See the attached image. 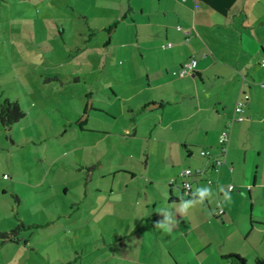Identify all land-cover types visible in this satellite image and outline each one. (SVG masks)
<instances>
[{"label": "rangeland", "instance_id": "374dc122", "mask_svg": "<svg viewBox=\"0 0 264 264\" xmlns=\"http://www.w3.org/2000/svg\"><path fill=\"white\" fill-rule=\"evenodd\" d=\"M131 3L0 0V109L24 113L0 119V264L162 263L154 203L189 165L175 141L200 127L134 109L147 80ZM254 206L264 218V191Z\"/></svg>", "mask_w": 264, "mask_h": 264}, {"label": "crops", "instance_id": "0c3cea01", "mask_svg": "<svg viewBox=\"0 0 264 264\" xmlns=\"http://www.w3.org/2000/svg\"><path fill=\"white\" fill-rule=\"evenodd\" d=\"M132 3L141 17L133 20L136 39L130 46L141 55L147 80L138 90L147 89L139 103L142 107L134 109L155 113L159 123L189 119L197 120L200 127L195 138L175 141L190 156L182 170H203L189 178L196 194L184 193L180 170L169 181V194L159 191L166 203L159 202L160 207L157 200L154 203L155 221L166 222L172 229L161 228L159 234L164 243L161 264H238L226 257L230 253L243 256L246 264H257L264 257V218L254 214V204L264 191V0ZM190 58L195 60L193 71L180 75L181 65ZM245 93L249 98L244 118L236 120L235 104L244 100ZM224 129L229 132L226 162L215 168L214 158L222 156L218 138ZM252 131L257 134L255 141L240 137ZM202 149H210L212 155H201ZM231 183L234 188L229 190ZM203 189L209 194L201 201ZM218 201H222V215L216 214ZM185 202L190 207L182 213ZM129 262L140 264L141 260L131 255Z\"/></svg>", "mask_w": 264, "mask_h": 264}, {"label": "built area", "instance_id": "2783aa9c", "mask_svg": "<svg viewBox=\"0 0 264 264\" xmlns=\"http://www.w3.org/2000/svg\"><path fill=\"white\" fill-rule=\"evenodd\" d=\"M179 29H181V26H178ZM171 43H169L170 45ZM194 58H190L189 60H187L186 62H184L179 70L180 75H185L188 73H191L194 69ZM262 64H264V61L262 62ZM245 98L243 99H239L236 101L235 104V112H236V116L234 117V119L236 120H242L244 118V110H245V99L249 98V94L245 93ZM228 139H229V132L227 129H224L220 132L219 134V138H218V143H219V147L221 149L222 152V156L221 157H216L213 160V166L215 168H217L219 165L223 164L224 162H226V158H225V153L227 150V145H228ZM200 154L203 156H211L212 152L210 149H202L200 151ZM203 172L202 169H196L193 170L192 168H185L180 172V180H181V186L183 188V191L186 195L191 196L196 194L195 191L193 190L192 187V182L190 181V177L194 176V175H200ZM234 188V185L231 183L228 186L229 190H232ZM224 213V208L222 206V201H218V207L216 209V214L218 215H222Z\"/></svg>", "mask_w": 264, "mask_h": 264}, {"label": "trees", "instance_id": "16d2710c", "mask_svg": "<svg viewBox=\"0 0 264 264\" xmlns=\"http://www.w3.org/2000/svg\"><path fill=\"white\" fill-rule=\"evenodd\" d=\"M23 115L24 113L20 111V105L17 101L14 102L6 101L4 104L1 105L0 119L3 123L7 122L11 124L19 120L21 117H23ZM172 199L173 197H171L170 200ZM226 257L235 263L246 264V259L238 253H230L227 254ZM257 264H264V257L258 258Z\"/></svg>", "mask_w": 264, "mask_h": 264}, {"label": "clouds", "instance_id": "9594fccd", "mask_svg": "<svg viewBox=\"0 0 264 264\" xmlns=\"http://www.w3.org/2000/svg\"><path fill=\"white\" fill-rule=\"evenodd\" d=\"M208 194H209L208 189H203V190H201L200 193H199L201 201H203V199H204ZM226 200L230 201V200H231V197H230V196H227V197H226ZM189 207H190V203H189V202H185V203L183 204V207H182V209H181V212L183 213V212H184L185 210H187ZM155 226L158 227V228H162V229H164V230L167 231V232H170V231L172 230L171 228H169V227L166 226V222H160V221H158V222L155 223Z\"/></svg>", "mask_w": 264, "mask_h": 264}, {"label": "water", "instance_id": "95a60500", "mask_svg": "<svg viewBox=\"0 0 264 264\" xmlns=\"http://www.w3.org/2000/svg\"><path fill=\"white\" fill-rule=\"evenodd\" d=\"M157 104L155 103V104H152L151 106H156ZM91 106V103H89V107ZM87 116V112H86V114H85V116L83 117V118H85Z\"/></svg>", "mask_w": 264, "mask_h": 264}]
</instances>
